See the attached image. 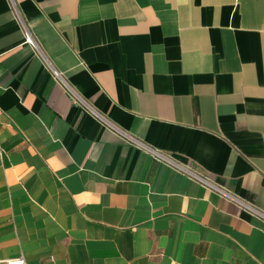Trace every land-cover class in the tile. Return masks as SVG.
Instances as JSON below:
<instances>
[{"label": "crops", "instance_id": "obj_1", "mask_svg": "<svg viewBox=\"0 0 264 264\" xmlns=\"http://www.w3.org/2000/svg\"><path fill=\"white\" fill-rule=\"evenodd\" d=\"M12 1L0 264H264L261 220L100 120L264 213V0Z\"/></svg>", "mask_w": 264, "mask_h": 264}, {"label": "built area", "instance_id": "obj_2", "mask_svg": "<svg viewBox=\"0 0 264 264\" xmlns=\"http://www.w3.org/2000/svg\"><path fill=\"white\" fill-rule=\"evenodd\" d=\"M11 1V6L13 7L14 10H16V6L14 1ZM17 13V12H15ZM20 25L23 27V33H24V43L30 45V46H35L34 40L26 28L25 24L21 19H19ZM36 47V46H35ZM53 77H60V74L58 72L52 70L51 71ZM69 93L72 94V92L68 89ZM101 122L107 126V128H110L114 133H116L119 137H121L124 142L127 144H130L132 146H136L140 150L146 152L149 154L155 161L164 164L166 166H169L173 169H175L178 172H181L182 174H185L187 177L191 178L192 180L196 181L198 184L201 186L215 192L218 196L223 197L234 204H236L242 211L247 212L248 214L254 216L255 218L261 220L264 223V213L260 211L259 209L255 208L254 206L248 204L247 202L241 200L238 196L232 194L228 190H226L223 187H220L216 185L212 180L209 178H206L198 173H196L193 169L183 166L177 161H175L172 157L167 155L166 153L162 152L161 150L148 146L141 142L140 140L136 139L132 135L126 133L125 131L119 129L118 127L110 124L103 118H100ZM7 264H25L24 259L19 257L15 258L13 260L7 261Z\"/></svg>", "mask_w": 264, "mask_h": 264}]
</instances>
